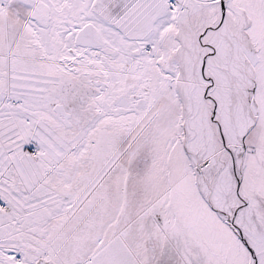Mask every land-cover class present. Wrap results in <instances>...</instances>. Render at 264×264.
<instances>
[{
    "label": "snow or ice",
    "instance_id": "1",
    "mask_svg": "<svg viewBox=\"0 0 264 264\" xmlns=\"http://www.w3.org/2000/svg\"><path fill=\"white\" fill-rule=\"evenodd\" d=\"M0 264H264V0H0Z\"/></svg>",
    "mask_w": 264,
    "mask_h": 264
}]
</instances>
